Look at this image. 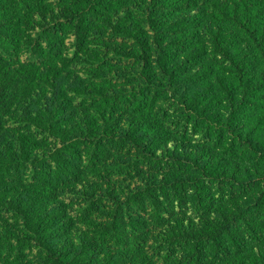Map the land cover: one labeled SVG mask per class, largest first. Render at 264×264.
<instances>
[{
	"label": "trees",
	"instance_id": "trees-1",
	"mask_svg": "<svg viewBox=\"0 0 264 264\" xmlns=\"http://www.w3.org/2000/svg\"><path fill=\"white\" fill-rule=\"evenodd\" d=\"M0 264H264V0H0Z\"/></svg>",
	"mask_w": 264,
	"mask_h": 264
}]
</instances>
